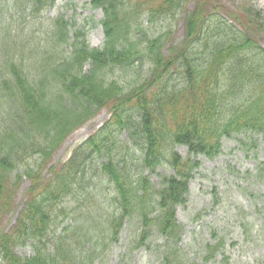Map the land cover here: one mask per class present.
I'll return each instance as SVG.
<instances>
[{
    "label": "trees",
    "instance_id": "obj_1",
    "mask_svg": "<svg viewBox=\"0 0 264 264\" xmlns=\"http://www.w3.org/2000/svg\"><path fill=\"white\" fill-rule=\"evenodd\" d=\"M55 4L0 0V264H85L94 252L75 244L106 231L117 240L131 220L142 226L137 245L157 232L167 261L189 264L177 208L188 200L199 157H217L224 138L264 136L259 13L232 0H90L103 13L104 41L94 47L87 28L70 29L62 17L43 27L42 14ZM179 12L176 39L165 22ZM37 24L41 35L27 31ZM103 109L104 125L66 162L52 163L66 138ZM160 167L171 172L155 182ZM90 189L101 199L90 224L70 230L81 240L61 233L47 245L58 213L73 215L65 202ZM28 242L32 255H19L15 248Z\"/></svg>",
    "mask_w": 264,
    "mask_h": 264
},
{
    "label": "rangeland",
    "instance_id": "obj_2",
    "mask_svg": "<svg viewBox=\"0 0 264 264\" xmlns=\"http://www.w3.org/2000/svg\"><path fill=\"white\" fill-rule=\"evenodd\" d=\"M232 4L241 11L256 10L264 30V0H232ZM192 8L193 1H190L187 10ZM57 17H62L70 29L87 28L90 44L102 46L103 13L92 10L90 0H56L55 6L42 14L43 27ZM183 18L184 15L179 12L172 20L165 22L166 25L172 23L176 39L182 37ZM39 26L29 27L27 31L36 28L39 36L44 30ZM159 28L161 30L162 26ZM262 38L264 40V32ZM109 117V111L103 109L71 133L55 153L52 163L66 162L74 148L104 125ZM122 136L125 139V135ZM176 150L183 157L188 156L186 146H178ZM199 158L202 164L190 182L188 200L177 208V219L184 228L180 243L183 255L189 258V264H264V136L224 138L222 152L217 157L202 155ZM170 172L168 168L160 167L153 179L158 182L160 174ZM95 183L97 185L96 179L93 181ZM28 184V181L22 183L16 197L20 207L25 200L23 192ZM91 192H78L76 198H69L65 202L67 212L72 211L73 215L58 213V225L45 238L47 245L52 247L54 235L61 233L69 234L74 244L76 240H81L77 231L71 235L70 230L75 226L73 230L77 229L83 222L90 224L86 216L93 213L96 216L94 203L101 198L97 189ZM106 203L104 208L108 210L111 205L110 202ZM16 216H12V222ZM92 221L94 219L91 218ZM141 228L139 222L127 221L117 240H111V234L106 231L98 233L97 238L95 235L90 242L75 246L83 249L85 254L94 252L88 256L85 264H173L167 261L163 238L157 232L146 243L137 245L134 238ZM15 251L21 256H30L33 245L28 242L17 246Z\"/></svg>",
    "mask_w": 264,
    "mask_h": 264
}]
</instances>
